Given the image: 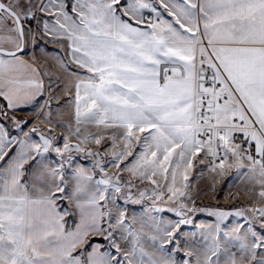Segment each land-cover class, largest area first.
<instances>
[{
    "label": "snow or ice",
    "instance_id": "snow-or-ice-1",
    "mask_svg": "<svg viewBox=\"0 0 264 264\" xmlns=\"http://www.w3.org/2000/svg\"><path fill=\"white\" fill-rule=\"evenodd\" d=\"M30 42L51 62L25 59ZM51 89L72 98L66 126L40 103ZM197 162L264 201V0H0V264H264V206L182 235L203 211ZM144 181L169 203L129 222L120 201Z\"/></svg>",
    "mask_w": 264,
    "mask_h": 264
},
{
    "label": "rangeland",
    "instance_id": "rangeland-1",
    "mask_svg": "<svg viewBox=\"0 0 264 264\" xmlns=\"http://www.w3.org/2000/svg\"><path fill=\"white\" fill-rule=\"evenodd\" d=\"M53 73V76L55 77L56 75H63L64 77L66 76V73H61L60 71L54 72L51 71ZM48 93V100L50 99V106H51V110L53 109L54 105H56L57 103L53 100V97H59L63 90H55V89H51L49 91H47ZM47 101V100H46ZM27 119V118H24ZM40 123L38 120L32 121L31 123L28 124L27 128L32 126H37L39 127ZM67 123V120L64 121V123H62L63 125H65ZM48 127L43 128L44 130H47ZM26 129V128H25ZM42 129V128H41ZM55 131V130H54ZM56 132V131H55ZM65 132V131H64ZM58 133V132H56ZM65 134L67 135V132H65ZM74 156L77 157L78 160H82V161H88V162H92L91 157H87L85 154H80V153H73ZM107 172L109 174H114V170L109 167L108 169H106ZM230 169H226L223 175H217L213 172H211L208 168L200 165L198 162L196 163V167H194L193 169H190L188 171V175H190L189 177V181L188 183L190 184V188H191V192L190 195L194 198L193 200V204H190L189 207H193V205H195L196 207L203 209V211H198L196 213H193L189 218L194 220L193 223H200L201 218L204 219L206 217L205 213H208L209 211L213 210L214 208H218V206H223V205H238V206H244V204L242 202H240L239 200H233L234 197L233 195L229 196V190H228V182H229V174L231 171H229ZM124 178L125 180L128 179V174L124 173ZM161 183H163V181H161ZM148 184L147 181H144L143 183H138L135 184L134 187L132 188V194L134 197H138L139 193L138 190L140 191H147V195H145L142 199H140V201L138 203H129V204H124L123 201H120L121 205L126 209L128 218H129V222L132 221V217L136 216L139 217L143 211L145 210H150L151 207H159V208H165L166 205H168V201H159V200H153L151 198L152 196V188L149 187H145ZM127 194V192H126ZM199 213V214H198ZM155 215H162L163 218L165 220L173 218V213L170 211H164L162 213H153ZM198 214L199 217H197L196 215ZM207 217H210L207 215ZM198 218V219H197ZM211 218V217H210ZM203 223H209L208 221H202ZM203 223H201L200 225H202ZM204 225V224H203ZM187 225H185L183 227L182 230V235L184 233H188V234H192L193 232L196 233V239L198 240L200 238V234L199 231H190V232H186V227ZM134 228H136L137 230H140V225L139 223H136L133 225ZM143 231H147V229H144ZM183 248V246H182Z\"/></svg>",
    "mask_w": 264,
    "mask_h": 264
},
{
    "label": "crops",
    "instance_id": "crops-1",
    "mask_svg": "<svg viewBox=\"0 0 264 264\" xmlns=\"http://www.w3.org/2000/svg\"><path fill=\"white\" fill-rule=\"evenodd\" d=\"M42 45L45 46L49 50V56H52V57H54L56 55L57 50L62 51L58 44L42 42ZM33 55H35L37 59H40L44 63H50L51 62V61H47L44 59L40 50H34L32 47V44L30 42L28 44L27 54L24 56V58L30 60ZM50 71L57 72L59 70L56 67H52L50 69ZM67 76H68V74H66V76L64 78L66 79ZM47 93L48 92L44 93V98L40 101L41 104H44V102L46 100H48L49 97H48ZM53 100L56 103L58 102L56 105H54V107L52 109V112L54 113V115L52 117L53 121L58 122V123H64V121L67 120V123L65 124V126H66L72 120V113H73L72 98L69 96V94L67 92L63 91L59 97H53ZM17 115L20 116L22 119L27 118V119L32 120V121L36 120L35 119V112H33V111L18 112ZM38 124H39V127L42 128V130H44L43 128L48 127V125H45V124H41V123H38ZM32 125H31V127L26 128L25 131H28L30 128H32L33 127ZM73 127H74V125H73ZM54 130L56 132H58L57 134H63V135H66L65 132H67L66 127H57ZM45 131H47V130L45 129ZM73 142H75V141H73ZM60 143L62 145L63 141L61 140ZM101 154L106 155V153H103V152ZM52 155H53V157H55L54 153ZM92 164H93L92 162L82 161V160L77 159V163L73 165V169H75L76 167H79V166L91 168ZM229 171H231L229 174V182H228L229 196L233 195L234 199H232V201L233 200H239L240 202H242L244 204V206L225 208V209L214 208L213 210L236 211V210H247L253 206H255V207L264 206V201H261L259 199L252 197V193L250 191L251 185L249 184L247 177H245L242 172H237V170L234 168L230 169ZM66 175H67V172H66ZM188 176L190 177V175H188ZM68 179H69V181H71L70 175H68ZM69 192H71V189H69ZM64 205H65V207H68L69 201L65 200ZM207 215H208V213H205V216H203V217H206V218H204V219L201 218L200 223L188 224L186 226L187 228L185 231L190 232L192 230V231L198 232L197 225H200L201 223H203L202 221H205V220L208 221L209 223H203L204 225L213 223L214 217L210 218V217H207ZM75 218L76 217H72V219H75ZM233 219L238 220V218H233ZM194 220H196V219H194ZM232 226H233V223L229 222L228 228H231ZM256 226H257V228H259V223H257ZM182 252H183V248H182ZM182 252H181V254H182Z\"/></svg>",
    "mask_w": 264,
    "mask_h": 264
},
{
    "label": "trees",
    "instance_id": "trees-1",
    "mask_svg": "<svg viewBox=\"0 0 264 264\" xmlns=\"http://www.w3.org/2000/svg\"><path fill=\"white\" fill-rule=\"evenodd\" d=\"M232 207H239V206L238 205H231V204H229V205H223V206H218V208H223V209H225V208H232ZM240 207H242V206H240ZM198 214L196 215L197 217H199Z\"/></svg>",
    "mask_w": 264,
    "mask_h": 264
}]
</instances>
